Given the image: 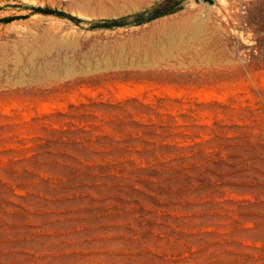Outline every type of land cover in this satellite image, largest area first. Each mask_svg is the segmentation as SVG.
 <instances>
[{"label": "rangeland", "instance_id": "374dc122", "mask_svg": "<svg viewBox=\"0 0 264 264\" xmlns=\"http://www.w3.org/2000/svg\"><path fill=\"white\" fill-rule=\"evenodd\" d=\"M0 264H264V0H0Z\"/></svg>", "mask_w": 264, "mask_h": 264}, {"label": "water", "instance_id": "95a60500", "mask_svg": "<svg viewBox=\"0 0 264 264\" xmlns=\"http://www.w3.org/2000/svg\"><path fill=\"white\" fill-rule=\"evenodd\" d=\"M203 1L209 4H214V0H203Z\"/></svg>", "mask_w": 264, "mask_h": 264}, {"label": "trees", "instance_id": "16d2710c", "mask_svg": "<svg viewBox=\"0 0 264 264\" xmlns=\"http://www.w3.org/2000/svg\"><path fill=\"white\" fill-rule=\"evenodd\" d=\"M101 26H107L108 24L106 22L102 23V24H99Z\"/></svg>", "mask_w": 264, "mask_h": 264}, {"label": "bare ground", "instance_id": "6f19581e", "mask_svg": "<svg viewBox=\"0 0 264 264\" xmlns=\"http://www.w3.org/2000/svg\"><path fill=\"white\" fill-rule=\"evenodd\" d=\"M43 71V70H42ZM41 72V71H40Z\"/></svg>", "mask_w": 264, "mask_h": 264}]
</instances>
